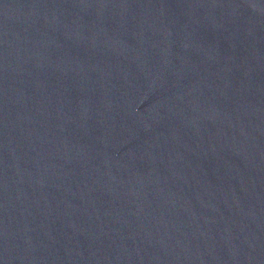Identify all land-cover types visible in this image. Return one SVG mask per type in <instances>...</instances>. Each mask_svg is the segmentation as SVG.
I'll return each instance as SVG.
<instances>
[{
  "label": "water",
  "instance_id": "obj_1",
  "mask_svg": "<svg viewBox=\"0 0 264 264\" xmlns=\"http://www.w3.org/2000/svg\"><path fill=\"white\" fill-rule=\"evenodd\" d=\"M0 264H264V0H0Z\"/></svg>",
  "mask_w": 264,
  "mask_h": 264
}]
</instances>
